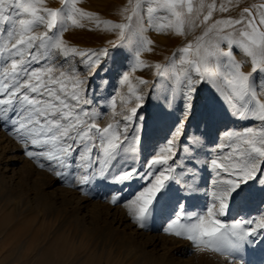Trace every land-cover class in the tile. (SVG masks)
<instances>
[{
	"label": "snow or ice",
	"instance_id": "1",
	"mask_svg": "<svg viewBox=\"0 0 264 264\" xmlns=\"http://www.w3.org/2000/svg\"><path fill=\"white\" fill-rule=\"evenodd\" d=\"M238 2L227 0V4ZM45 3L46 0H0V122L21 144L25 155L40 168H46L57 182L67 181L72 175L67 170L75 167L81 174L74 178V187L90 183L96 175L94 168H98L103 179L111 177L112 183L129 182L138 176L150 177V186L144 187L127 205L132 218L144 228L149 206L165 194L166 181L176 179L166 175L173 169L164 166L168 165L176 138L184 134L183 125L190 117L193 98L201 84L212 85L218 92L226 93L233 116L258 120L261 127L224 134L227 143L218 145L219 154L211 159L210 166L213 170L234 174L236 179L214 180L216 188L204 211L185 214L180 205L181 211L164 231L192 241L199 252L211 251L228 257H234L245 243H252L249 237L264 230V218L236 219L230 224L218 218L226 215L229 200L242 184L264 175V79H256L264 74V31L256 27L252 8L242 9L238 19L212 21L214 11L229 10L227 4L221 3L217 9L216 0H128L120 10L125 22H113L78 7L80 0H60L61 7L55 9L45 7ZM259 9H264V4ZM259 16V23L264 25V11ZM85 20L93 22L97 29L118 33L121 43L134 53L133 70L152 67L140 59L142 53L154 51L155 42L144 35L146 31L186 38L193 28L204 25L195 41H187L178 50L179 57L174 53L167 65H154L160 77L180 69L174 84L184 107L166 146L147 158L142 168L135 166L134 159L130 164L127 158L136 152L135 147H125L129 141L127 123L121 128V121H114L101 128L96 123L101 113L94 107L89 108L93 103L87 95L89 81L98 74L109 49L81 50L63 39V33L70 27H85L82 23ZM236 25L243 27L237 30ZM41 28L44 30L40 31ZM109 44L118 46L112 41ZM236 47L251 58L250 72H244L241 62L235 59ZM80 66L84 68L83 73ZM128 80V73H124L121 83ZM139 82L148 83L143 79ZM132 95L135 106L120 114L122 121L135 118L143 125L144 117L138 115L142 107L138 102L143 97ZM211 118L209 112L206 120ZM131 140L139 144L141 136L134 135ZM198 143L196 138L184 150L189 151ZM121 153L125 154L124 162L113 172L122 159ZM153 168L157 169L155 173ZM216 175L220 176V171ZM119 200L118 194L110 198L112 204Z\"/></svg>",
	"mask_w": 264,
	"mask_h": 264
},
{
	"label": "rangeland",
	"instance_id": "2",
	"mask_svg": "<svg viewBox=\"0 0 264 264\" xmlns=\"http://www.w3.org/2000/svg\"><path fill=\"white\" fill-rule=\"evenodd\" d=\"M262 2L239 0L238 3L227 4V0H216L217 9L221 3H225L229 10L214 11L212 21L228 17L238 19L244 8H254L253 13L257 14L260 10L258 5ZM127 3L128 0H80L78 7L86 12L96 13L103 20L125 22L120 10ZM44 6L55 9L60 8L61 3L60 0H46ZM82 23L85 27H70L63 33V39L69 45L81 50L109 49L108 57L102 58L103 65L98 74L89 81L87 95L93 101L89 108L94 107L101 113L96 120L101 128L114 121H121V128L127 123L129 141L125 147L136 148L135 154L127 158L130 164L134 159L135 166L142 168L147 158L156 155L160 148L166 146V140L173 135L184 107L179 89L174 84V77L180 69H174L171 75L166 73L164 77H160L156 75L154 65H167L174 53L179 57L178 50L187 41H195L202 34L204 25L193 28L186 38L155 30L146 31L144 35L155 42L154 51L142 53L140 59L152 67L133 70L136 63L134 53L128 45L121 43L117 32L97 29L93 22L87 20ZM241 27L243 25L235 26L237 30ZM261 29L264 31V25H261ZM109 41L118 46L113 47ZM233 51L235 59L241 62L242 70L250 72L251 58L239 47ZM76 59L78 61L79 58ZM80 70L84 72L83 66H80ZM124 73H128L129 80L121 83ZM140 79L148 83L141 84ZM256 79H264V74L258 75ZM132 93L143 97L138 102L142 105L138 109V115L144 117L143 125L135 121V118L129 122L122 121L120 114L127 113L128 109L135 106V96ZM231 111L226 93L218 92L216 87L206 83L199 86L198 93L193 98L190 117L183 125L184 134L176 138L168 165L164 166L173 169L166 175L176 179L166 181L168 188L165 194L149 206V218L144 228L132 218L127 205L144 187L150 186V177L138 176L129 182L112 183L111 177L103 179L98 168H94L96 175L90 183L74 187V178L81 173L72 167L67 170L72 173L69 179L57 182L46 168H40L35 160L25 155L24 148L11 135L12 142L2 159L0 157V264H169L167 260L150 253V249L146 250L143 244L145 238L131 234L130 229L119 222L107 220L106 210L109 207L113 208L112 212L116 209L119 216L128 215L135 227L144 232L158 225L164 229L178 211H181L180 205H183L182 212L185 214L203 212L211 203V193L216 188L213 181L236 179L234 174L226 173L222 169L213 170L210 166L211 159L219 154L218 145L221 142L227 143L224 134L228 131H243L249 127H261L258 120L240 119L233 116ZM209 112L212 118L206 120ZM4 131L9 133L8 128L0 122V133ZM152 134L163 135V138L148 141ZM134 135L141 136L139 144L131 140ZM196 138H199L196 147L185 151L186 145ZM223 151L226 153L227 149ZM124 155L121 153L122 159L112 169L113 172L124 162ZM95 163L94 153L93 164ZM156 171V168L152 169V172ZM216 171H220L221 175L217 176ZM262 180L264 175L259 180L253 178L247 184H242L233 194L232 200H229L226 215L218 218L229 224L236 219L264 218ZM59 185L87 197L93 208L98 207L94 208L96 219L84 220L72 207L56 205L51 191ZM191 187L197 190L190 191ZM113 194L120 197L117 204L110 202ZM166 209L169 210L167 216L170 218L167 222L166 219L161 221L162 213ZM233 211L235 214L230 215ZM249 239L252 243H245L234 257H229L232 263L242 261L246 264H264V230H259ZM184 240L193 246L192 241ZM192 251L195 254V264H222L221 258L228 257L211 251L199 252L195 245ZM196 260L199 261L196 263Z\"/></svg>",
	"mask_w": 264,
	"mask_h": 264
},
{
	"label": "bare ground",
	"instance_id": "3",
	"mask_svg": "<svg viewBox=\"0 0 264 264\" xmlns=\"http://www.w3.org/2000/svg\"><path fill=\"white\" fill-rule=\"evenodd\" d=\"M262 4H264V2H262ZM253 11H254V8H253ZM260 11H264V9H260L259 12ZM259 12H257V14H254L255 15V23H256V27L259 28L260 30H262L261 24L259 23V20H260ZM162 136L163 135L160 136L159 134L158 135H155V134L149 135L148 141H153L155 139H162L163 138ZM11 142H12V137L9 133H6L5 131L0 133V157H1V159H2V156L5 155V152L7 151ZM49 185L51 186V183H49ZM51 194H52L53 202L56 205L65 206V207L66 206L72 207L75 211H77L76 212V213H78L77 215L81 216L84 220L92 221V220L96 219L95 213H94L95 207L93 208L91 206V202L89 201V199L87 197L80 196L77 192H75L73 190L66 189L60 185L54 187L51 191ZM97 208H95V209H97ZM108 208L106 210L107 220L109 219L110 221L116 222V223L119 222L120 224L129 228L131 231V234H136V236L141 237V239L145 238L144 240H146V241H145V243H143V244H145L144 247H146V250L150 249L149 250L150 253H152L154 256H157L160 259L167 260L169 262V264H195L193 262V256L195 254L192 253L193 252L192 248L194 247V244L192 246L189 243V241H186L184 239H179L174 235L167 234L164 231L163 226L160 228L159 225L156 227L155 226L152 227L149 231H146V232L140 231L139 228L137 229L135 227V225L133 224L134 222H132L131 218L128 215H122L121 214L119 216L116 209H115V211L112 212L111 210L113 208H109V209ZM168 213H169L168 209L163 211L161 221H164V219H166L165 222L170 220L169 216H167ZM232 214H235V212L233 211L230 215H232ZM216 256H218V255H216ZM219 257L220 256H218V258ZM230 258L229 257H224V258L222 257L221 258L222 264H246L245 262H242V261H239V262L237 261L236 263H232ZM198 261L199 260H196V263Z\"/></svg>",
	"mask_w": 264,
	"mask_h": 264
},
{
	"label": "crops",
	"instance_id": "4",
	"mask_svg": "<svg viewBox=\"0 0 264 264\" xmlns=\"http://www.w3.org/2000/svg\"><path fill=\"white\" fill-rule=\"evenodd\" d=\"M260 1H263L264 2V0H260Z\"/></svg>",
	"mask_w": 264,
	"mask_h": 264
}]
</instances>
